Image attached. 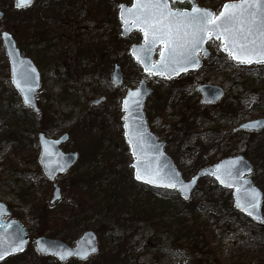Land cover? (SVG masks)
I'll list each match as a JSON object with an SVG mask.
<instances>
[{
	"label": "rangeland",
	"instance_id": "obj_1",
	"mask_svg": "<svg viewBox=\"0 0 264 264\" xmlns=\"http://www.w3.org/2000/svg\"><path fill=\"white\" fill-rule=\"evenodd\" d=\"M64 1L53 0L54 6L47 9L16 10L14 0H0L4 13L0 33L13 36L21 54L34 62L41 77L35 95L39 111L34 112L23 105L10 83L0 42V203L10 212L5 220L18 221L29 237L22 254L0 264H40L35 238L62 240L73 248L86 231L95 233L99 248L98 254L88 259L89 264H108L102 258L118 253V262L109 264H264V220L258 225L234 216L227 193L215 190L208 178L201 179L192 193L197 202V226L188 237L171 226L174 213L182 209L174 191L153 193L152 201L164 203L168 212L161 210L164 215L147 222L129 207L122 209L111 202L89 212L86 191L74 185L77 176L103 169L116 172L115 180L110 178L105 185L126 186L124 179L133 168L123 138L121 101L128 89H135L144 79L153 91L144 107L149 129L166 143L165 151L184 180L205 166L243 155L253 166L250 178L264 191V161L256 152L264 148V129L236 131L246 122L264 118V64L235 62L220 39H211L206 44L210 54L201 57L200 69L172 80L145 75L129 54L132 45L142 43V34L134 31L121 38L118 21L119 7L130 6L132 0H121L108 13L106 8L104 13L102 9L101 13L89 10L87 17L84 12L97 3L82 6L78 3L94 2L74 0V6L69 7L73 16H66L69 21L48 15L46 19L31 18L37 10L62 15L67 11L60 5ZM195 2L218 15L225 3L239 0ZM172 9L181 11L189 6L174 4ZM160 49H155L154 61ZM114 65L123 74L118 87L111 84ZM201 84L220 86L224 97L216 105H204L198 91ZM102 98L104 101L94 104ZM39 133L50 138L68 133L69 140L61 149L79 156L74 168L55 178L60 199L53 202V184L37 161ZM97 190L94 192L102 197ZM132 193L139 199L147 197L145 189Z\"/></svg>",
	"mask_w": 264,
	"mask_h": 264
},
{
	"label": "water",
	"instance_id": "obj_2",
	"mask_svg": "<svg viewBox=\"0 0 264 264\" xmlns=\"http://www.w3.org/2000/svg\"><path fill=\"white\" fill-rule=\"evenodd\" d=\"M172 3H185L188 2L190 9L183 10L191 12L193 5L198 7L195 3V0H171ZM145 2V0H132L131 6H125L124 16L128 20L127 25L124 23V20L121 19V6L118 11V20L121 22V37H128L133 31H139L142 33L143 42L141 44L132 45L130 48L131 58L139 64L144 74L152 75L154 77L162 76L166 80H172L179 75L196 71L201 66V60L198 58L199 54L203 58L209 55L205 45L211 39H217L215 35L211 38H206L201 45L199 46V51L195 53V59L198 61V64L193 66L187 64L183 69L177 67L175 71H170L168 69L160 68L159 71H145V64L149 69H155L159 66L161 60V50L164 49V44L157 42L155 44H148L145 41L144 32L141 30V27L138 24H134L133 20L136 19L137 12L141 11L140 9H134V6ZM170 7V3L166 0ZM34 4L32 0L31 4L24 5L18 3V0H14V8L16 10H23L31 7ZM203 9V8H201ZM208 10V9H205ZM223 10V6L220 12ZM177 11V10H173ZM210 11V10H209ZM212 12V11H211ZM214 14V12H212ZM220 14V13H219ZM218 14V15H219ZM215 15V14H214ZM4 13L0 10V20L3 19ZM8 35L5 36L4 34ZM1 45L4 50V55L9 65L10 71V82L16 92L20 95L21 101L25 107H29L33 111L37 112L38 108L35 102V95L40 89V73L36 68L34 62L28 58L22 56L20 50L17 47L15 40L12 38L10 33L3 31L0 33ZM224 44L223 39H220ZM161 46L159 51L157 61L154 62V52L157 47ZM150 49V50H148ZM225 49V48H224ZM229 54V52L227 51ZM139 57V59L137 58ZM231 59L235 62L242 63L237 59H234L231 55ZM245 65H252L263 63L264 61H258L255 58L251 63L243 62ZM175 67V66H173ZM163 72V74H161ZM27 76L30 78L32 85V91L28 92L27 89L21 91V88H18L14 79L20 81L23 86V79ZM123 82V74L118 65H115L113 72L111 74V84L114 87H118ZM139 90V95L135 93ZM198 91L201 94V102L204 105H215L220 101L224 96V91L221 87L215 85H200ZM152 89L147 87L144 79H141L139 85L135 89H128L125 96L121 101V111L123 113V138L125 139L126 144L129 148V154L133 160L131 167L133 168L132 177L136 183L141 185L154 188L162 189L167 191H175L181 200L187 201L190 199L192 192L198 184V181L201 178L210 177L221 187L225 189L233 190V205L235 209L245 216L250 218L253 221L261 223L263 221V214L261 212L262 204V191L253 184L252 179L249 175L252 173V165L247 161L243 155H238L235 157L225 158L220 160L212 166H207L201 168L190 180L185 181L178 169L176 168L171 157L165 152V142H159L157 137L149 130L146 115L144 112L145 101L149 95L152 94ZM25 93L29 96L31 101L30 104H26L24 101ZM133 93L132 96L129 94ZM128 100V107L125 108V100ZM104 101V98L94 102V104H99ZM258 122V123H257ZM128 125L126 127L125 125ZM247 125L248 127H243ZM139 129L143 133L144 139L143 142L138 143L137 137L135 136V130ZM264 129V118L252 120L246 122L239 126L236 131H248V132H257ZM127 133V134H126ZM68 134H62L58 139H51L45 136L43 133H39L37 136L38 145H39V155L38 162L42 167V172L45 177L53 182V192L51 202L60 199V189L57 184L54 182L55 178L60 174L67 173L74 164L78 161V153L76 152H67L64 153L60 149V145L68 141ZM133 140V143H129V139ZM135 148L136 154H133V149ZM139 165L141 169V174H148L146 179H137L136 178V167ZM249 169H251L249 171ZM231 170L232 175L228 176L225 173ZM217 175L220 176V179H217ZM172 178L174 182H177V186L167 187L169 179ZM148 179H154L158 181L157 183H149ZM221 180L227 181V183H221ZM231 186H228V185ZM181 185L187 186L183 191H181ZM253 193L256 194L258 200V206L254 211V215L250 216L246 211L243 210L246 199L250 198ZM239 205V206H238ZM9 210L7 207L0 203V252H5L8 249L9 242L18 243L21 239L24 241L20 250L12 251L7 250L6 254L0 258V262L11 257L13 255L21 254L24 252L25 247L28 243V236L26 229L14 219H6L4 217L9 216ZM256 217H260L257 219ZM35 242V251L41 257H53L58 263L65 264L71 259H76L79 262H84L88 258L95 256L99 252L98 248V239L95 233L92 231L84 232L76 241V244L73 248L69 247L62 240H54L44 236L37 237L34 240ZM95 248L96 251H90L91 248ZM41 249H46V251H41ZM87 252L86 257H81L75 255L76 252ZM71 252L72 255H65L66 253ZM60 255H64V259L60 258Z\"/></svg>",
	"mask_w": 264,
	"mask_h": 264
},
{
	"label": "snow or ice",
	"instance_id": "obj_3",
	"mask_svg": "<svg viewBox=\"0 0 264 264\" xmlns=\"http://www.w3.org/2000/svg\"><path fill=\"white\" fill-rule=\"evenodd\" d=\"M31 2L32 0H18V3L24 5H29ZM121 8V19L127 25L128 20L124 16L125 6L122 5ZM135 9L141 11L137 12L133 23L141 27L146 43L155 44L160 42L165 46L161 50L159 66L155 69H149L145 64V71H159L161 67L175 71L177 67L183 69L187 64L197 65L198 61L195 59V53L199 51L201 43L213 35L217 39H223V47L234 59L242 63H251L254 58L258 61H264V0L227 2L223 5V10L219 15H214L211 11L201 9L195 5H193L191 12L173 11L166 0H145V2L135 5L133 10ZM4 35L7 36L8 34L5 33ZM137 58L139 59V57ZM14 82L18 88H21V91L25 89L28 92L32 91L29 77H24L23 86L20 81L14 79ZM139 94L138 90L135 95L138 96ZM129 95L132 96L133 93ZM24 101L26 104L31 103L27 93H25ZM127 107L128 100L126 99L125 108ZM125 126L128 127L127 124ZM135 136L137 137L136 142H143L144 135L138 128L135 130ZM129 143H133L131 138ZM133 154H136L135 148ZM135 167L137 179L148 178L147 173L145 175L141 174L138 164ZM225 174L231 176L232 172L228 170ZM217 179H220L219 175H217ZM148 182L157 183L158 181L148 179ZM221 183H227V181L221 180ZM166 186L175 188L177 182L170 178ZM186 187L181 185V191ZM258 203L256 194L253 193L250 198L246 199L243 210L248 215L253 216V210L257 208ZM256 218L260 219V217ZM23 243L22 239L18 243L9 242L8 249L5 252H0V258L6 254L7 250H20ZM41 251H46V249H41ZM90 251L95 252L96 249L93 247ZM72 254L68 252L65 255ZM75 255L86 257L87 252H76ZM60 258L64 259V255H60Z\"/></svg>",
	"mask_w": 264,
	"mask_h": 264
},
{
	"label": "trees",
	"instance_id": "obj_4",
	"mask_svg": "<svg viewBox=\"0 0 264 264\" xmlns=\"http://www.w3.org/2000/svg\"><path fill=\"white\" fill-rule=\"evenodd\" d=\"M91 1L94 3L89 2L88 5L86 4L87 2L82 3L83 1L78 3L79 5H82V6H89V5L93 6V4L97 3L96 6L91 7L90 9L84 12V17L89 16V14L91 15V12H89V10H94V11H98L99 13H101L100 10L102 9V12L104 13V9L106 8L107 13H108V9L112 10V7L114 6L117 7L118 5L121 4V0H98V1L91 0ZM74 4H75L74 0H65L64 2H62L60 5L65 6L67 8V11L64 12L62 15L52 13V11H50V13L48 14L45 12L41 13L39 10H37L35 11V15L31 13L32 14L31 18H34V16L38 15V16H41L43 19H46L48 15L54 20H58L62 18L65 21H69V18H66V16H73V13H72L73 11L69 10V7L72 8ZM34 5L26 10H31L33 7H36L37 9L38 6L46 7V9L47 7L54 6L53 0H35ZM80 14L83 15L82 12ZM93 14L95 15L96 12H93ZM64 29H65V25H63L62 31ZM126 151L128 150L126 149ZM256 152H258V154L262 156L263 158L262 160L264 161V148L260 147L258 148ZM129 162L130 164L132 163V161H129ZM129 169H132V168L130 167ZM110 178L115 180L116 172L113 170L112 172H107L103 169L99 171L92 170V171H89L87 173L81 174L76 177L74 185H76L79 188V190H82L84 192L86 191L87 195L85 196L86 198L85 201H86V204L90 208L89 212L95 213L99 211V209L102 206H104V203H107V202H111L114 206L120 205L122 209L129 207L132 210V212L136 215V217H138L140 220L147 221V222L148 221L151 222L154 219H156V217H161L162 215H164L162 213H159L161 210L163 212H168V210L164 207V203L160 204L155 200L152 201L153 200L152 198L154 197V194H153L154 192L167 193L170 191L154 189V188H150V187L138 184L133 181L132 174L130 173H129V176L125 177L124 179L125 180L124 183H126V186L124 188L117 187L114 184L105 185V182L107 180H110ZM208 179L214 184L213 187L215 190H219L222 193H227V196H228L227 201L229 202L232 201V191L231 190L221 188L218 185H216L211 178H208ZM256 183L260 185L258 182ZM95 188L100 189L99 191L97 190V192H100L102 197H98V195L94 192ZM137 188L145 189L147 197H145L144 199H139L137 195H134L132 191L136 190ZM196 190L197 188L195 189V191ZM262 193H263L262 212H264V191H262ZM132 195H133V199L130 200L129 198ZM119 196L122 198L121 201H119ZM176 199L179 203V206H181L182 209L177 214L174 213L171 219L172 220L171 226H176V228H178L176 231L178 232L179 235L188 237L190 236L191 232H193L196 229V226H197V216H196L197 202L195 203L193 201L194 199L192 198H190L188 201H182L179 197H176ZM230 210L232 211L234 216L246 218L242 213L234 209L233 206L230 207ZM258 225H260V223ZM17 256L19 255H14V257H17ZM119 256H120V253L114 256L111 255L108 258H102V259L104 260V263H108V264L116 263L118 262ZM37 257L41 260L40 264H60L57 261H55V259H53L52 257H40L38 255ZM69 262H72V264H89V260L81 263V262H78L72 259ZM69 262L66 264H71Z\"/></svg>",
	"mask_w": 264,
	"mask_h": 264
},
{
	"label": "flooded vegetation",
	"instance_id": "obj_5",
	"mask_svg": "<svg viewBox=\"0 0 264 264\" xmlns=\"http://www.w3.org/2000/svg\"><path fill=\"white\" fill-rule=\"evenodd\" d=\"M169 1V3H170V8L172 9V5H174V4H179V3H172V1L171 0H168ZM173 10V9H172ZM82 14H80V16H81ZM78 24V23H77ZM66 26V25H65ZM158 48V47H157ZM36 66V65H35ZM62 135V134H61ZM60 135V136H61ZM59 136V137H60ZM59 137H57L56 139H58ZM62 146V145H61ZM61 146H60V148H61ZM38 151H39V147H38ZM67 153V152H66ZM253 181V180H252ZM253 184L255 185V186H257L256 184H255V182L253 181ZM258 187V186H257ZM264 218V217H263Z\"/></svg>",
	"mask_w": 264,
	"mask_h": 264
},
{
	"label": "bare ground",
	"instance_id": "obj_6",
	"mask_svg": "<svg viewBox=\"0 0 264 264\" xmlns=\"http://www.w3.org/2000/svg\"><path fill=\"white\" fill-rule=\"evenodd\" d=\"M11 35V34H10ZM12 36V35H11ZM12 38H13V36H12ZM14 39V38H13ZM64 153H66V152H64ZM76 166V164H74L73 166H72V168H74Z\"/></svg>",
	"mask_w": 264,
	"mask_h": 264
}]
</instances>
